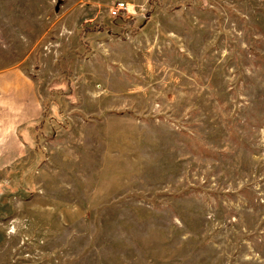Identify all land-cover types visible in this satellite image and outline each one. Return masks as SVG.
Listing matches in <instances>:
<instances>
[{"label":"rangeland","instance_id":"374dc122","mask_svg":"<svg viewBox=\"0 0 264 264\" xmlns=\"http://www.w3.org/2000/svg\"><path fill=\"white\" fill-rule=\"evenodd\" d=\"M0 264H264V0H0Z\"/></svg>","mask_w":264,"mask_h":264},{"label":"built area","instance_id":"2783aa9c","mask_svg":"<svg viewBox=\"0 0 264 264\" xmlns=\"http://www.w3.org/2000/svg\"><path fill=\"white\" fill-rule=\"evenodd\" d=\"M125 10H126V8L123 5V3L118 2L111 8V10L109 11V14L111 16H116V15H118L119 12H122V11L124 12Z\"/></svg>","mask_w":264,"mask_h":264}]
</instances>
